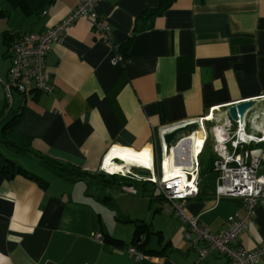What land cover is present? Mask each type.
I'll list each match as a JSON object with an SVG mask.
<instances>
[{
  "label": "crops",
  "instance_id": "0c3cea01",
  "mask_svg": "<svg viewBox=\"0 0 264 264\" xmlns=\"http://www.w3.org/2000/svg\"><path fill=\"white\" fill-rule=\"evenodd\" d=\"M159 2L100 4L97 10L111 38L104 40L89 21L79 19L46 55L54 91H12L8 105L4 85L12 50L3 33L43 32L64 20L76 2L51 0L36 19L0 0V10L9 11L0 17V113L5 106L10 110L0 114V122L20 113L15 131L31 141L35 152L96 177L111 150L151 163L165 132L210 114L212 120L203 124L207 134L226 120L228 107L248 100L264 105V0H173L148 17ZM147 21V28L135 31ZM117 54L122 59L113 64ZM5 150L0 146L5 159L28 170ZM257 150L264 176V146ZM29 159L39 172L28 171L42 182L7 178L0 168V264H227L217 252L201 258L185 239L186 227L177 215L162 200L151 201L146 191L136 194L137 188L90 177L73 181ZM43 170L52 173L50 180L41 177ZM208 179L210 189L185 203L184 213L218 234L231 214L243 215L244 209L240 199L216 201L215 175ZM124 199L130 207L120 209ZM107 209L113 211L111 222L104 221ZM139 225L135 247L142 259L128 251ZM237 245L247 251L264 248V200ZM258 264H264V253Z\"/></svg>",
  "mask_w": 264,
  "mask_h": 264
},
{
  "label": "built area",
  "instance_id": "2783aa9c",
  "mask_svg": "<svg viewBox=\"0 0 264 264\" xmlns=\"http://www.w3.org/2000/svg\"><path fill=\"white\" fill-rule=\"evenodd\" d=\"M106 0H75L74 10L57 25L43 32H30L18 36L11 44L12 59L8 70V80L5 86L6 102L11 103V92L24 94L28 88L51 94L54 86L49 81L45 58L51 51L54 43L58 42L65 30L79 19L91 23L104 40L111 38V30L99 15L97 7ZM122 57L117 56L112 60L113 64L120 62ZM264 102V100H262ZM257 114H245L243 118L237 117L236 125L232 126L227 120L221 125L212 127L205 134L203 124L211 121L209 114L205 118L190 122L197 123L202 138L203 150L206 140L212 139V152L215 156L212 164L216 173L214 199L219 201L224 198L240 199L244 214L234 212L227 218V228L218 234L208 232L207 228L197 218L189 217L184 213L185 201L195 198L199 187L200 165L198 155H189V165L185 153L186 144L180 140L174 147H167L163 142L160 146V154H151L150 177L146 181L156 186L160 194L171 203L173 212L179 220L186 225L185 239L191 247L204 257L211 252H217L226 258L227 264H258L259 257L264 253V248L247 251L237 245V239L241 232L252 223L257 204L264 200V176L259 174L261 168V154L259 150L248 152L246 147L250 144L264 143V129L252 131L250 123ZM249 120H251L249 122ZM189 124V123H187ZM185 125V124H184ZM197 131L189 137L191 144L194 142ZM192 146V145H191ZM183 156L179 157L178 153ZM169 157L170 169L177 174L164 177L163 162ZM175 164L177 167H172ZM156 167V170L154 168ZM102 167L101 169H103ZM121 176H131L137 180H143L138 174L128 171L120 172ZM143 180V181H144ZM95 239L102 241V235H95ZM136 259H142L144 255L134 246L128 249Z\"/></svg>",
  "mask_w": 264,
  "mask_h": 264
},
{
  "label": "trees",
  "instance_id": "16d2710c",
  "mask_svg": "<svg viewBox=\"0 0 264 264\" xmlns=\"http://www.w3.org/2000/svg\"><path fill=\"white\" fill-rule=\"evenodd\" d=\"M8 2L9 6L13 9H17L19 12H21L25 17L28 18H40L42 15L45 14L47 7L49 6L51 0H5ZM173 0H160L159 7L157 10L153 11L148 15V17H152L155 15H159L162 11L168 9L171 5ZM9 15V11L0 10V17L4 16L7 17ZM149 26L148 21L142 22L136 25L135 31H141L144 30ZM25 33H21L20 31L13 32V31H5L3 33V40L5 44H8L11 48V44L15 39ZM120 55V54H118ZM121 56V55H120ZM122 57V56H121ZM8 108L6 106L1 110V115L5 112H9ZM10 115V114H9ZM21 114H11L9 118L6 120V124L3 122H0V146L7 148V150L15 153L16 155H23L28 158H32L37 161L40 165H43L47 168L55 169L57 172L62 173L64 176H68L73 181H80L85 177H90L91 179H97V181H101L104 184H108L109 186L119 185L122 189L124 186L127 188H131L132 190L137 188L138 192L136 194L142 193V195L146 194L148 195L149 199L151 201L153 200H166L158 191L156 186L152 184L149 181H146V176H140L143 180H137L131 176H121L119 174L114 175L116 180H112V177H109L105 173L99 171V174L96 177H92L84 172H81L80 170L62 163L58 162L56 160L50 159L49 157L45 155H40L39 153L35 152L32 148L31 141L28 138H24L20 135H18L15 131L16 125L19 121ZM195 130V128H192V131ZM262 146H264V143H261ZM246 150L250 152L257 151V145L250 144L246 147ZM215 156L212 152V148H209L205 146L201 153L198 156L199 159V165H200V173H199V187H198V193L195 196V198H200L205 192V189H210V183H207L209 181L210 175H215L214 183L216 181V173L213 171L212 164ZM0 168L5 172V175L7 178H12L16 175L24 176L25 178L35 180V181H41V178L36 176L34 173L29 172L28 170L24 169L20 165L15 164L14 162L9 161L8 159H5V157L0 153ZM137 174V173H135ZM140 175V174H138ZM212 177V176H211ZM207 181V182H206ZM42 182V181H41ZM39 184L42 186V184L39 182ZM125 187V188H126ZM123 188V189H125ZM213 197H214V190L215 185L213 187ZM142 189V191L140 190ZM192 198V199H195ZM191 200V199H189ZM185 201L186 203L189 201ZM167 201V200H166ZM169 202V201H168ZM170 203V202H169ZM171 204V203H170ZM172 206V205H171ZM171 211H173L170 208ZM179 219V218H178ZM181 222V221H180ZM182 223V222H181ZM183 224V223H182ZM184 225V224H183ZM227 228V227H226ZM225 228V229H226ZM139 229V230H138ZM142 227L139 225L137 228V236H135V240H133L132 246H136L138 244V241L140 240L139 235L141 232ZM224 229V230H225ZM242 233V232H241ZM138 240V241H137ZM137 241V242H136ZM238 241V239H237ZM236 241V242H237ZM141 242V241H140ZM136 248V247H135ZM139 251V250H138ZM141 252V251H140ZM142 253V252H141Z\"/></svg>",
  "mask_w": 264,
  "mask_h": 264
},
{
  "label": "water",
  "instance_id": "95a60500",
  "mask_svg": "<svg viewBox=\"0 0 264 264\" xmlns=\"http://www.w3.org/2000/svg\"><path fill=\"white\" fill-rule=\"evenodd\" d=\"M255 106H256L255 102L252 100L243 101V102H240L238 104L232 105V106L227 108V112H226L227 120L230 122V124L232 126H234V125H236V120H237L238 116L240 118H243L245 114H250V113L254 112L253 110H254ZM192 128H195V130L199 129L197 123H195V122L189 123V124H185V125L176 127L172 130H169V131L165 132L164 134H162V137H161L163 144H165L167 147H174L182 139L184 140L182 142L187 143V146L185 149V153L187 155V161L185 163H187V165H189V155H190V151H191V149H190L191 140L189 139V137L195 131V130L192 131ZM111 165L123 166L125 171L129 170L128 172L133 171V173H136V172L137 173L138 172L147 173V172H149V168L145 169L142 167L129 165V160L123 159L120 156H114L107 162L108 167ZM100 171L105 173L108 176L119 174V173L111 174L106 170V168H103Z\"/></svg>",
  "mask_w": 264,
  "mask_h": 264
},
{
  "label": "rangeland",
  "instance_id": "374dc122",
  "mask_svg": "<svg viewBox=\"0 0 264 264\" xmlns=\"http://www.w3.org/2000/svg\"><path fill=\"white\" fill-rule=\"evenodd\" d=\"M15 23H18L16 20L14 21ZM261 104H264V103H261ZM261 110V112L259 111V110ZM254 112H252V113H254V114H257V117L255 118V117H253V120H252V123H250L249 125H250V127L252 128V131L249 129V131H247L248 133H251V134H255V135H257V133H256V129H258V130H261V129H264V105H257V106H255L254 107V110H253ZM251 120H249V122H250ZM222 124V122H218V124L217 125H221ZM210 139V138H209ZM213 143V141H212V139H210V140H208V144H207V147H209V148H212V146H211V144ZM5 152H10V151H6L5 150ZM10 154H12V153H10ZM12 156H16L15 157V160L17 161V162H20L22 165H24L25 167H27L28 168V170H30V171H35V173H37L38 174V166L33 162V161H31V159H29L28 157H26V156H23V155H19V154H17V155H15V154H12ZM178 156L179 157H181V156H183V154L180 152V153H178ZM37 166H35V165ZM154 170H156V167L154 168ZM129 171V170H128ZM123 172H125V170L123 171ZM42 173L44 174V175H41V177H43V179H45V178H47V180H50V178H51V176H52V173H50V172H44V170L42 171ZM129 173H133V171L132 172H129ZM137 173V172H136ZM116 174V173H115ZM137 174H140L139 176H148V177H150V173H145V172H138ZM109 177H112V180H116L117 178H115V176L114 175H112V176H109ZM142 179V178H141ZM126 186H124L123 188H125ZM127 188V187H126ZM128 202V201H127ZM126 201H125V199L123 200V201H121V202H119V208L121 209V208H124V207H130V205L127 203ZM161 203H162V205H164L163 207H165L166 209H172V206H171V204L168 202V201H166V200H162L161 201ZM143 204V203H142ZM144 211H146V210H144ZM106 213H105V215H104V221L106 222V221H108V222H111V218H113V211H112V209H107L106 211H105ZM111 227H112V229L113 228H115L116 226L115 225H113V224H111ZM185 227H186V225H185Z\"/></svg>",
  "mask_w": 264,
  "mask_h": 264
},
{
  "label": "bare ground",
  "instance_id": "6f19581e",
  "mask_svg": "<svg viewBox=\"0 0 264 264\" xmlns=\"http://www.w3.org/2000/svg\"><path fill=\"white\" fill-rule=\"evenodd\" d=\"M202 145H203L202 138H196L195 137L193 144H190V149L192 148V153L195 155L200 154L202 151L201 148L203 147ZM114 156H120L123 159L129 160V165H132V166H138V167H142L145 169L151 168V163H146V162H143L140 160H136L133 156H131L127 153H123V152L116 151V150H111L108 153V155L106 156L105 161H104V168H106V170L111 174H115V173L117 174V173L123 172L125 170L123 168V166H120V165H111L109 167L107 166V162ZM170 165H171V163H170L169 158L168 157L165 158L164 162H163V170H164V177L165 178H169L170 176L177 174V172L170 169ZM172 167L175 168L177 166H175V164H172Z\"/></svg>",
  "mask_w": 264,
  "mask_h": 264
}]
</instances>
